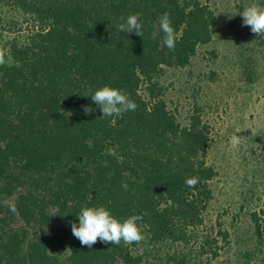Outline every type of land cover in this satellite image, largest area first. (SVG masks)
<instances>
[{"label": "trees", "instance_id": "1", "mask_svg": "<svg viewBox=\"0 0 264 264\" xmlns=\"http://www.w3.org/2000/svg\"><path fill=\"white\" fill-rule=\"evenodd\" d=\"M136 13L143 37L118 27ZM164 13L179 33L175 50L157 24ZM217 20L212 0H0V264L219 258L229 236L206 227L217 176L210 128L198 108L185 120L171 110L163 85L212 44ZM105 85L136 110L102 118L91 95ZM258 200L246 264L264 263V192ZM85 206L121 222L142 215L145 240L81 245L71 225Z\"/></svg>", "mask_w": 264, "mask_h": 264}, {"label": "rangeland", "instance_id": "2", "mask_svg": "<svg viewBox=\"0 0 264 264\" xmlns=\"http://www.w3.org/2000/svg\"><path fill=\"white\" fill-rule=\"evenodd\" d=\"M252 2L212 0L218 19L212 44L163 83L171 110L185 120L198 108L210 128L209 163L217 176L206 227L229 236L219 240L220 256L212 264L247 263L254 242L247 213L264 192V33L242 26L239 15ZM256 2L264 6V0ZM236 133L244 140L234 148L229 141Z\"/></svg>", "mask_w": 264, "mask_h": 264}, {"label": "clouds", "instance_id": "3", "mask_svg": "<svg viewBox=\"0 0 264 264\" xmlns=\"http://www.w3.org/2000/svg\"><path fill=\"white\" fill-rule=\"evenodd\" d=\"M239 15L243 17L242 26L250 27L251 32L254 34L264 33V6L257 3L256 0L246 6ZM141 16L142 13L129 15L126 21L118 26L119 30L123 33H135V35L143 37ZM157 24L159 30L164 34V45L170 50H175L179 33L172 27L169 14L164 13L160 16ZM153 35L155 37V33ZM91 100L101 110L102 118L119 117L128 111H135L137 108L136 103L130 99L128 93L108 85L96 90L91 95ZM83 110L86 114L93 111L92 108L87 106ZM237 133L233 134L229 141L234 148L241 145L244 140V137H240ZM104 154L115 156L116 152L114 149L108 148ZM104 166H107L106 162ZM198 180V177H192L186 179L185 183L189 187H194ZM122 186L127 190L128 185L126 183ZM78 220V224L73 223L71 225L72 234L80 241L81 245L88 248H92L98 240L105 245L111 243L119 246L121 241L125 245L139 244L146 238L142 227V215H133L121 222L105 206H85L78 215Z\"/></svg>", "mask_w": 264, "mask_h": 264}]
</instances>
